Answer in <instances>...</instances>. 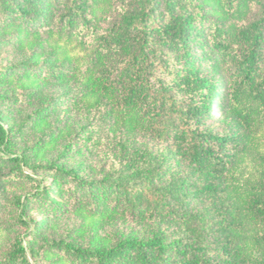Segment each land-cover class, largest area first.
I'll list each match as a JSON object with an SVG mask.
<instances>
[{"label":"trees","instance_id":"obj_1","mask_svg":"<svg viewBox=\"0 0 264 264\" xmlns=\"http://www.w3.org/2000/svg\"><path fill=\"white\" fill-rule=\"evenodd\" d=\"M2 31L0 50L48 31L90 51L78 74L21 62L0 82L80 75L99 136L115 128L122 152L100 180L39 166L52 181L25 177L19 226L33 205L152 223L140 238L53 243L69 264H264V0H0ZM14 150L0 117V155L29 165ZM27 237L0 264H29Z\"/></svg>","mask_w":264,"mask_h":264},{"label":"rangeland","instance_id":"obj_2","mask_svg":"<svg viewBox=\"0 0 264 264\" xmlns=\"http://www.w3.org/2000/svg\"><path fill=\"white\" fill-rule=\"evenodd\" d=\"M11 34L2 31L0 37L9 38ZM89 52L76 41L67 45L54 32L42 31L24 44L0 50V69L21 62L56 68L67 61L78 74L85 67L83 59ZM83 89L80 75L64 80L39 77L0 82V97L5 102L0 108L1 122L12 136L14 152L30 159L29 165L16 168L0 155V256L17 236L27 233L29 264H69L66 255L54 248L53 243L107 244L112 240L147 236L151 229L149 220H135L126 215L108 220L67 211L55 217L34 205L26 212L28 231L16 223L18 209L14 200L34 188L25 177L34 183L41 181L42 185L52 181V175L39 166L55 162L68 170H77L83 179L99 180L113 169L122 170V152L117 143L119 131L108 128L107 137L105 133L99 136L95 128L98 99L84 95ZM212 111L215 113L216 108ZM16 174L18 177L14 179Z\"/></svg>","mask_w":264,"mask_h":264}]
</instances>
